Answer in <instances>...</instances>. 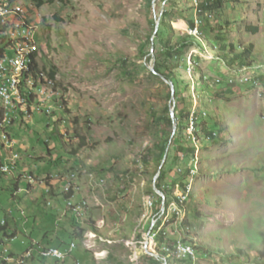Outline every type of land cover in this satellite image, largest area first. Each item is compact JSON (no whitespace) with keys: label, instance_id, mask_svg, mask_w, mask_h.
<instances>
[{"label":"rangeland","instance_id":"rangeland-1","mask_svg":"<svg viewBox=\"0 0 264 264\" xmlns=\"http://www.w3.org/2000/svg\"><path fill=\"white\" fill-rule=\"evenodd\" d=\"M12 2L14 8L26 5L38 21L37 74L50 77L43 70L45 64L58 71L52 113L18 121L13 126L15 146L20 141L22 157L29 161L26 170L37 177L73 173L63 181L69 184L70 178L72 193L78 192V199L87 204L80 209L86 220L75 228L77 233L81 227L87 230L83 244H76L66 261L36 259L34 263H144L143 236L151 223L145 218L151 215L147 207L155 203L156 211L160 205L149 192L161 167L152 157L146 164L143 156L162 127L169 129L155 118L167 116L170 108L171 118L172 111L178 116L193 109L200 113V142L196 146L189 140L197 149L198 175L183 211L170 210L165 218L161 249L182 241L196 250L197 264H264V0H227L211 10L214 18L200 37L188 34L195 17L193 0H153V14L149 0H65L41 9L28 0ZM166 12L172 30L163 29L158 39L160 28L156 36L154 29ZM248 26L259 30L252 34ZM149 41L147 57L141 50ZM160 42L177 47L178 57L167 62ZM230 44L238 50L254 45L256 63L230 67L221 58L229 54ZM158 59L175 74L162 70L153 76ZM173 81L179 91L177 97L175 89L174 100L169 98ZM211 132L218 134V141H207L205 134ZM83 138L86 144L81 148ZM3 151L0 160L6 157ZM169 153L161 170L166 168V187L184 179L179 171L190 170L197 161L175 151L172 141ZM10 185V179L0 178V224L9 215V234L17 238L5 240L0 254L8 247L21 256L30 240L48 246L46 235L53 239L73 229L74 217L60 197L62 184L53 188L52 207L47 206L42 187L12 199ZM45 188L49 194L50 187ZM180 193L176 191L174 197ZM90 220L100 231L97 237L90 235ZM237 249L250 252L251 259ZM102 252H107L106 257H100Z\"/></svg>","mask_w":264,"mask_h":264},{"label":"trees","instance_id":"trees-1","mask_svg":"<svg viewBox=\"0 0 264 264\" xmlns=\"http://www.w3.org/2000/svg\"><path fill=\"white\" fill-rule=\"evenodd\" d=\"M28 1L33 6H35L37 9H41L47 5H53L56 2L65 3V0H28ZM152 1L153 0H149V6H150V11L153 14V2ZM174 1L175 0H169V2H171V3H173ZM226 1L223 2L221 0H218V1L211 2L210 0H206L202 3L201 10L203 11V14H205V12H211V10L222 6V4H224ZM168 16H169V14L166 12L164 17L162 18L161 25H160V32H159V35L157 36L158 39L160 38L161 31H163V29L165 31H168V32L172 30L171 25L165 21V17H168ZM204 20L207 23V18L204 17ZM4 24H5L4 21L2 19H0V33L2 31V27H4ZM153 26L155 27L154 23H153ZM193 26H194V22L192 21L190 24V27H193ZM204 29H205V27H203L202 31ZM154 30H156V27ZM247 30H248V32H250L252 34H256L259 30V27L248 26ZM160 44H161L163 54L167 57V59H166L167 62H171V60L176 59L178 57V55L180 54V52L177 50V47L169 45L170 42H167L164 45L160 42ZM150 45H151V41H149L148 44H146L142 47L141 52L144 56H147V57L151 56L150 54L147 53L148 46H150ZM229 49H230L229 54L223 55V57H221V58L230 67H233L236 63H239L240 66L246 65V66L251 67V66H253V64L256 63L257 58H256V54H255L254 45L251 44L248 47L247 46L244 47L242 50H238L234 44H230ZM124 64L126 65V62ZM48 68H49V76L54 79L58 74L57 68L55 66H53L52 64H47V65L45 64L44 70L48 71ZM162 70H167L170 72V74H175L174 69L172 67H170L169 65H166V64L165 65L162 64L158 59L156 66H155V73L151 71V74L153 76H156L157 74H161ZM202 81L204 82V79H202ZM173 84H174L175 89H176V96L178 97V94H179L178 83L176 81H173ZM171 97H172V92H171L169 98H171ZM166 112H167V116L161 117L159 119L155 118V120H156L157 124L158 123L161 124L162 121L166 122L169 129L168 128L163 129V127H162V129L160 130V132L156 136V142L152 145V147H150L147 150L146 154L143 156V161L146 164L149 163V158L152 157L155 164L159 168L162 165L164 157L168 151V145L171 141H172V146L175 149V151L177 150V152H179V153L182 152L184 154V158L189 156V155H191L192 157H196V152H197L195 147L189 146L190 142H189L188 138L186 137V139H185L183 137V132L186 131V129H184V127L185 126L187 127V122H189V117H190L191 113L186 114V111H182L179 113V116L176 115V120H177L176 122H177L178 131H177L176 135L173 136L174 122H173L172 118L170 117V112H171L170 108H167ZM196 122H197V127H198V116L196 118ZM219 132H221V130H219ZM59 135H60L62 145H64L63 137L60 133H59ZM205 135H207L208 138L209 137L211 138L210 140H208V138H207V141H210V142L218 141V134L217 133L211 132V133H206ZM227 143H229V141ZM0 144H1V142H0ZM85 144H86V139L83 138L82 142L80 144V147L81 148L85 147ZM47 145H48V143H46V146ZM0 147H1V145H0ZM48 153L51 154V151L48 150ZM2 155H3V148H0V159H1ZM169 156H170V153H169L168 157ZM0 162H1V160H0ZM166 167H167V165H166ZM165 170H166V168H164V170L161 173V176H160L158 183H157V188L165 195V198H166L165 209L167 211L170 204L172 203L171 200L173 201L175 199V197H174L175 192L178 190L184 191L186 189L187 185L189 184V176H190L191 171L189 169H187L186 171H182L181 175H183L184 179H182L181 181L173 180L166 187V186H163V182H165L166 178H167ZM14 187L16 188V185H13V184L10 185L9 190H7V191H12ZM149 193L156 196L158 198V200L160 201V205L156 208V213H157V216L159 217V215L161 214V209H162V205H163V198L160 195H158L153 188H151ZM71 194H72V191L70 192V194L68 193L67 195H71ZM177 196L179 197L180 194ZM53 217H56V216H53ZM9 219L10 218L8 215L6 217L7 225L5 227L0 228V237H2V238H4V237L6 238L10 235L8 228H9L11 219L10 220ZM88 225H90L89 228H91V230L93 232L99 234L100 231L96 227V223L94 221L90 220ZM76 227H78V224L75 221V219L73 218V227H72L73 229H70L69 231L66 230V234L64 236H60V235L55 234L53 236V239H51V237L49 238V235H46L44 237V240L48 241V247H54L56 245V247H58L61 250H65L66 247L70 246L72 243H75V244L81 246L83 244V238H84V235L87 232V230L85 228L81 227L80 233H77L75 230ZM158 235H159V233L157 234V238H158ZM11 236L15 237L16 234H12ZM67 241H70V242H67ZM164 242H165V231L162 230L160 235H159L158 241H157V248H158L157 252L159 254H161L159 247ZM4 244H5L4 240L2 239L0 245H4ZM52 245H54V246H52ZM30 247H31V245L29 246V248ZM237 252L239 255H242V257L246 258L247 260L249 258L251 259L250 252L246 251L245 249L244 250L243 249H237ZM168 253L170 255L178 257V254H173L171 252H168ZM2 255H4V253H2ZM10 256H11L10 252H7V257L12 258V256L11 257ZM1 260H4V259H1ZM143 261H144L143 264H163L162 261L157 260V259H155L149 255L144 256ZM57 262H62V261H57ZM76 263L77 262H75V264ZM262 263H264V261H262ZM168 264H193V263L190 259H187V260H176V259L171 260V259H168Z\"/></svg>","mask_w":264,"mask_h":264},{"label":"built area","instance_id":"built-area-1","mask_svg":"<svg viewBox=\"0 0 264 264\" xmlns=\"http://www.w3.org/2000/svg\"><path fill=\"white\" fill-rule=\"evenodd\" d=\"M11 9H19V22L15 25H11V34L5 36H11L12 34H19V38L23 39L26 42H33L34 40H39V24L38 21L35 20L32 13L30 12L29 8L24 5V8H14L12 7V0H0V13L10 12ZM199 10H201L199 8ZM203 14V11H202ZM210 15H213L212 12H205L203 14V24H195L193 27H189L188 34H192L194 32H202L203 27L206 26V22L204 17L207 18V22H209ZM22 18H30L34 21V28L33 29H26L22 25ZM8 25V24H7ZM203 33V32H202ZM1 52H8L9 55V62L8 68L5 73H0V81L4 83V91L3 96L12 104L14 112H17V120L22 121L25 116L27 115H34V114H46L50 115L52 113V104H54V98L50 101H40L39 105L35 106V110L31 114H24V105L28 103V90H29V83L32 80L25 81L24 84H15L14 82V75L18 71H24L25 68L29 66H35L34 60H25L19 58V52H16L11 49H3V46L0 47V56ZM45 89V88H44ZM39 91V93H41ZM193 124V123H192ZM13 127L9 128L8 135H1V147L6 149V160L4 163H0V174L7 176V175H18L20 169V160L21 155L17 151L18 146H13ZM216 135V134H215ZM73 174V173H72ZM192 177L196 175L195 171L191 172ZM18 179L22 182L27 183L29 186L32 185L33 181H41L44 184V179L36 178L35 176L31 175L27 178H20V175L17 176ZM50 180H55V182H62L63 183V191H72V184H66L63 181V178L60 175H52ZM191 185H188L187 190L185 193H180L182 196V205H175V209L173 212L181 213V207L186 203L188 193L191 190ZM26 190L19 189V193L24 192ZM80 207H85L84 201H77V199H68L67 201V208L73 212L76 218L80 220H84L85 216H81L80 214ZM156 222V220H155ZM154 222V224H155ZM5 223V222H3ZM156 234L153 233L149 240ZM76 248L75 244H72L70 247L66 248L65 250L55 249V248H45L40 246L37 243V249H28V251L21 257H13L11 263H20L21 258L25 256H35L36 254L41 259H57L60 254H70V256L74 253ZM173 251V254H181V259L184 258H192L195 257V253H192L191 250L184 245L182 242H178L176 246L169 248Z\"/></svg>","mask_w":264,"mask_h":264},{"label":"bare ground","instance_id":"bare-ground-1","mask_svg":"<svg viewBox=\"0 0 264 264\" xmlns=\"http://www.w3.org/2000/svg\"><path fill=\"white\" fill-rule=\"evenodd\" d=\"M193 1H194V8H195L194 9L195 10V17H194L193 22H195V24H203L202 10H199V8L201 9V5H202L203 1H201V0H193ZM204 1H206V0H204ZM210 1L214 2V1H218V0H210ZM221 1L224 2L226 0H221ZM12 5H13V3H12ZM213 18H214L213 15H210L209 22H212ZM0 19H2L5 23L4 27H2V31L0 33V47L3 46V49H11V50H14L16 52H19V58H21V59L34 60L35 66H29L28 68H25L24 71H18L16 73V75H14L15 84H24L25 81L32 80V82L29 83L28 103H26V105H24V114H31L34 112L35 106L39 105L41 100L42 101H50L52 98H54L56 96V88H57L58 79H57V77L53 79L51 77L48 78V77H44L43 75L37 74V70H38V62L37 61H38V57L40 54L39 40H34L33 42L29 43V42H26L23 39L19 38V34H12V37L11 36H5V35L11 34V25H15L19 22V9H11L10 12L0 13ZM22 25L26 29H33L34 28V23L32 22V20L30 18H22ZM201 33L202 32H194L191 35H192V37H200ZM8 62H9L8 52H1L0 73L6 72V70L8 68ZM40 67H41V65H40ZM41 69H43V67H41ZM189 71L191 72V69ZM41 90H42V92L39 93V91H41ZM3 91H4V83L2 81H0V134L1 135H8L9 128L17 125L16 123L20 120H17V112H14L12 104L6 99V97L3 96ZM190 112H191V114L189 117V122H187L186 135H187V138L190 141H192L193 144H195L197 146L198 142H200V138H199V128L197 127L196 118L198 116V125H199L200 113L197 112L196 109H193ZM202 114H203V117H205L207 113H202ZM32 116L33 115H27L24 117V119L32 118ZM208 139L210 140L211 138L209 137ZM0 142H1V140H0ZM13 146H15L14 140H13ZM3 155H4V151H3ZM197 157H198V153L196 152V160L198 159ZM5 160H6V157L4 159H2L0 163H4ZM20 162H21V160H20ZM193 171L196 172V170H193ZM195 176H193V177H195ZM193 177H192V179H193ZM20 178H27V176L25 174H20ZM69 180H70L69 184H71V179L69 178ZM73 181H74V179L72 177V182ZM39 182H41V181H38V184H40ZM34 183H35V181L32 182V185ZM66 184H68V183H66ZM35 186L36 185L31 186V187H35ZM73 190H72V192H73ZM192 190H193V186L191 185V190L188 193L187 200H188V197L191 194ZM70 192L71 191H66V194L67 193L70 194ZM69 199H73V195ZM149 200H151V199H149ZM150 202L151 201L148 202V206H149ZM84 203H85V206L87 207L86 202H84ZM175 205H182V196L181 195L178 197V202H174L171 205L170 210L174 211ZM149 208L147 207V210H149L151 212L150 213L151 214L150 219L155 220L154 215H153L154 206H149ZM80 209H81V207H80ZM84 214H86V211ZM4 225H5V223H2V226H4ZM159 231H157L156 234L151 238V240H154V242L157 239V234L159 233ZM187 247L191 250L192 253H195V251L192 247H190V246H187ZM29 249H37V243L32 242L31 247ZM165 251L173 253V251H170V249L168 247L165 249ZM7 252L8 251L5 249L4 255H2L0 257V260L4 259L8 263H11L12 258L7 257ZM178 256L181 259V254H178ZM68 257H70V254H60L59 257H57V259H52V260L64 261ZM33 258H34V256H25V257L21 258L19 264H23V263L26 264L28 261L32 260ZM193 260H196V257H193Z\"/></svg>","mask_w":264,"mask_h":264},{"label":"clouds","instance_id":"clouds-1","mask_svg":"<svg viewBox=\"0 0 264 264\" xmlns=\"http://www.w3.org/2000/svg\"><path fill=\"white\" fill-rule=\"evenodd\" d=\"M47 72V71H46ZM48 72H49V70H48ZM57 77V76H56ZM55 77V78H56ZM191 113V112H190ZM37 114V113H36ZM36 114H34V115H36ZM34 115H33V117H34ZM41 115H43V114H41ZM44 115H46V114H44ZM47 117H48V115H46ZM24 123V122H23ZM17 124V123H16ZM25 124V123H24ZM15 128V127H14ZM14 129H13V137H16V135H14ZM187 136V135H186ZM189 140V139H188ZM49 142V141H48ZM47 142V143H48ZM190 142V141H189ZM19 143V146H18V149H17V151L20 153V155H21V162H20V169H19V172H18V175H20V174H22V173H29V174H31V175H33V176H35L32 172H29V171H27V170H22V163L24 162V159H23V157H22V153L20 152V150L23 148V147H20V141L18 142ZM191 143V142H190ZM192 144V143H191ZM193 145V144H192ZM193 147H194V145H193ZM197 150V149H196ZM30 158H34V157H30ZM198 158V157H197ZM194 160L196 161V159L194 158ZM194 161V162H195ZM198 159H197V161H196V164L194 165V167H192L190 170H191V172L193 171V170H195L196 169V166H197V170H198ZM197 170H196V172H197ZM182 171L183 170H180L179 172H180V174L182 173ZM56 174H58V173H54V174H50V175H47L46 177H37V176H35L36 178H42V179H44V184L43 183H40V184H38V185H36L35 187H31V186H29L27 183H25V182H22V181H20L19 179H18V175H7V176H4V175H1L0 174V178H2V179H4V178H6V179H10L11 180V185L13 184V185H16V188L14 187L13 188V194H12V199H17V197H21V196H26V195H29V194H31V192L36 188V187H42V189L44 190L43 192H44V196L46 197V199H48V201H47V206H49V203H51V206L50 207H52L53 206V202H52V200L50 201V198H52L53 197V194H54V187L56 188V186H57V184H62V189H61V191H60V197H62L61 198V200H63L65 203H66V209L67 210H69L68 208H67V201H68V199L73 195V193L71 194V195H66V194H64V192H63V188H64V186H63V183L62 182H51L50 181V177L52 176V175H56ZM69 174H72V173H68V174H66L65 176H61L62 178H64V177H66L67 175H69ZM76 174H78V173H76ZM89 175V174H88ZM197 175H198V173H197ZM196 175V176H197ZM195 176V177H196ZM195 177H193V179H192V174L190 173V176H189V184L188 185H190V184H192V186H193V181H194V179H195ZM78 178H79V174H78ZM25 184L26 185V188H21V184ZM188 185H187V187H188ZM45 186L47 187V186H49L50 187V189H51V192L49 193V194H47L46 193V188H45ZM187 187H186V189L184 190V191H182V193H185L186 192V190H187ZM19 189H23V190H26V191H24V192H21V193H19ZM194 191V188H193V190H192V192ZM192 192H191V194H192ZM190 194V195H191ZM74 195H76V199H77V201H82V200H80V199H78V192L77 193H74ZM190 195H189V197H190ZM165 196V195H164ZM189 197H188V199H189ZM163 202H164V200H163ZM174 202H178V196L173 200V202L170 204V206H169V208H168V210L166 211V209H165V203H166V198H165V202H164V204L162 205V209H161V214L159 215V217L157 216V213H156V211H155V203H154V213H153V215H154V219L157 221V223H155L154 224V222H153V220L152 219H150L147 215L145 216V218L147 219V221H151V223L149 224V227H148V232H147V235H145L146 237H144L143 236V249H144V252L147 254V255H149L147 252L149 251L151 254H153V255H156L157 257H155V256H152V255H149V256H151V257H153V258H155V259H157V260H160V261H162L163 262V264H168V259H176V260H187V259H189V258H184V259H180V258H178V257H176V256H173V255H170L168 252H166L165 251V249L167 248V247H169V248H172V247H174V246H176L177 245V243L179 242H177V243H175V244H173V245H168V246H165L163 249H161V246L159 247V249H160V251H161V254H159L158 252H157V246H156V250H154V246L157 244V241H158V238H159V235H160V233H161V231L162 230H164V228H165V226H166V222L167 221H165V218L167 217V216H169L172 212L170 211V207H171V205L174 203ZM186 203H187V201H186ZM185 203V204H186ZM184 204V205H185ZM184 205L182 206V211H183V209H184ZM71 213H72V215H73V217H74V219H75V221L76 222H84L86 219H84V220H80V219H78V218H76V216L73 214V212L71 211V210H69ZM11 214V213H10ZM21 214L22 215H25V213H24V211H22L21 212ZM162 216V217H161ZM3 222H5V225L4 226H2V223ZM1 224H0V228H2V227H5L6 225H7V222H6V219L3 221ZM161 229V230H160ZM160 230V231H159ZM157 231H159V235H158V238L155 240V242H151L150 240H149V238H150V236L153 234V233H155V232H157ZM12 234H10L8 237H4L3 238V240H4V243L7 241V242H11V241H14V240H16V238H17V236H15V237H12L11 236ZM90 235H92V236H95V237H97V235L95 234V232L93 233H91ZM139 236H141V238H142V233H141V235H139ZM165 236H166V234H165ZM1 238V237H0ZM6 240V241H5ZM32 242H36L35 240H30V242H29V244H28V246H30L31 245V243ZM110 242V241H109ZM180 242H182V241H180ZM1 243V242H0ZM36 243H38V242H36ZM111 243V242H110ZM183 243V242H182ZM24 244H26V243H24ZM40 246H42V247H45V248H55V247H48V246H44L43 244H40V243H38ZM72 244H75V243H72ZM71 244V245H72ZM134 244V243H133ZM164 244V243H163ZM162 244V245H163ZM184 244V243H183ZM70 245V246H71ZM76 245V244H75ZM184 245H186V244H184ZM2 246H5V244L4 245H2ZM70 246H68V247H70ZM186 246H188V245H186ZM68 247H66V248H68ZM190 247H192V246H190ZM193 248V247H192ZM5 249H8L9 251H10V254H11V256H13V257H16V258H18V257H21V256H23V255H21V256H18L15 252H13L12 250H10L8 247H5L3 250H2V252H1V254H0V256L2 255V253H3V251L5 250ZM55 249H59V248H55ZM77 249V246H76V248H75V250ZM194 249V248H193ZM61 250V249H60ZM28 251V250H27ZM26 251V252H27ZM194 251H195V257H196V260H193L192 258H190V260L192 261V263L193 264H197V256H196V250L194 249ZM75 252V251H74ZM74 254V253H73ZM72 254V255H73ZM71 255V256H72ZM99 255H101L100 257L101 258H104V257H106V255H107V252H102L101 254H99ZM70 256V257H71ZM70 257H68L66 260H68ZM36 259H41L37 254L34 256V258L32 259V260H30V261H28L26 264H28V263H30V262H33V261H35ZM43 260H46V259H43ZM48 260H51V259H48ZM57 261V260H56ZM65 261V260H64ZM0 264H17V263H8L7 261H5V260H0ZM76 264H80V262H78L77 261V263Z\"/></svg>","mask_w":264,"mask_h":264},{"label":"water","instance_id":"water-1","mask_svg":"<svg viewBox=\"0 0 264 264\" xmlns=\"http://www.w3.org/2000/svg\"><path fill=\"white\" fill-rule=\"evenodd\" d=\"M159 28H160V22L157 23L156 30H155V35H154V36H156L157 32L159 31ZM151 71L155 73V69H152ZM170 87H171V90H172V96H173L172 99L174 100V98H175V86H174L173 83H171V84H170ZM172 120H173V122H174V126H173V136H174V135L176 134V132H177V122H176V115H175L174 111H172ZM167 157H168V151H167V153H166V155H165V157H164V160H163V162H162L161 168H160V170H159V172H158V175H157V177H156V180H155V187H154V190L156 191V193H157L158 195H160V196L163 198L164 202H165V196H164V194H163V193L157 188V181H158V179H159L160 176H161V173H162L161 170H162L163 166H164L165 163H166V159H167ZM164 202H163V204H164ZM147 253H148L149 255H152V256L157 257L156 255L151 254L149 251H148Z\"/></svg>","mask_w":264,"mask_h":264},{"label":"crops","instance_id":"crops-1","mask_svg":"<svg viewBox=\"0 0 264 264\" xmlns=\"http://www.w3.org/2000/svg\"><path fill=\"white\" fill-rule=\"evenodd\" d=\"M22 164H23L22 167H21L22 170H26L27 168H29V161L26 160V161H24ZM34 262H35V261L30 262V263H28V264H32V263L35 264Z\"/></svg>","mask_w":264,"mask_h":264}]
</instances>
